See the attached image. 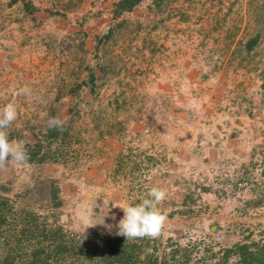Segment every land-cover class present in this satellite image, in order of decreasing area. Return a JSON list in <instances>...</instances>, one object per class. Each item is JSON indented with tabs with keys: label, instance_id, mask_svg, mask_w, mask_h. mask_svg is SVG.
Wrapping results in <instances>:
<instances>
[{
	"label": "rangeland",
	"instance_id": "374dc122",
	"mask_svg": "<svg viewBox=\"0 0 264 264\" xmlns=\"http://www.w3.org/2000/svg\"><path fill=\"white\" fill-rule=\"evenodd\" d=\"M116 1L0 0V108L13 85L34 94L16 98L10 139L41 140L49 115L69 126L41 143L44 161L0 170L15 217L0 225V264L25 259L26 244H9L26 212L102 242L152 186L167 220L133 239L140 256L212 264L237 243L264 250V0H142L119 14ZM103 218L110 229L90 227Z\"/></svg>",
	"mask_w": 264,
	"mask_h": 264
},
{
	"label": "trees",
	"instance_id": "16d2710c",
	"mask_svg": "<svg viewBox=\"0 0 264 264\" xmlns=\"http://www.w3.org/2000/svg\"><path fill=\"white\" fill-rule=\"evenodd\" d=\"M141 1L117 0L114 5L115 12L119 14L123 11H129ZM27 5L29 4H26V8ZM248 48L250 49L251 46L249 45ZM94 79V75L91 74L89 83L92 84ZM41 133V140L26 144L30 152V162H41L47 159V154H39L42 148L41 143L61 144L63 139L69 137V126L65 125L63 131L45 127ZM2 209H5V215L1 213ZM7 214L15 219L10 199L0 195V225L7 219ZM38 216L34 212L28 211L19 221L12 219L15 226L12 228L14 239L12 240L13 244H9L10 250H13L14 247L17 248L19 243H24L28 247V252L25 253L23 262L15 261L14 256L9 252L4 256L2 264H55L71 257H75L76 260L79 258L87 259L86 261L94 264H173L165 256L159 260L155 249L146 250L140 256L135 252L138 242L135 240L127 241L124 236L116 234L102 242L82 241L67 235L60 225H52L47 222L40 224ZM175 251L177 250L171 251L170 259L174 258ZM231 255L235 256V260L228 263ZM212 264H264V250L252 246L251 243H237L232 248L224 250L221 261Z\"/></svg>",
	"mask_w": 264,
	"mask_h": 264
},
{
	"label": "clouds",
	"instance_id": "9594fccd",
	"mask_svg": "<svg viewBox=\"0 0 264 264\" xmlns=\"http://www.w3.org/2000/svg\"><path fill=\"white\" fill-rule=\"evenodd\" d=\"M11 101L0 108V170H6L9 165L30 166V155L23 140L10 139V128L18 118L16 98H34L33 90L27 86L13 85L10 87ZM66 120L59 116H48L47 129L64 130ZM167 193L163 188L152 186L147 189L146 196L139 203L129 204L121 208L123 218L118 224V235L126 237V240L138 238H158L165 226L167 217L163 214L159 205L165 201ZM104 225V218L94 223ZM111 228L110 225H104Z\"/></svg>",
	"mask_w": 264,
	"mask_h": 264
}]
</instances>
